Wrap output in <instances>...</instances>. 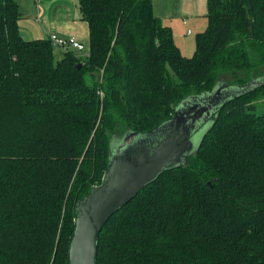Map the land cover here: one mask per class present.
<instances>
[{"label":"trees","instance_id":"obj_1","mask_svg":"<svg viewBox=\"0 0 264 264\" xmlns=\"http://www.w3.org/2000/svg\"><path fill=\"white\" fill-rule=\"evenodd\" d=\"M206 1L186 56L154 0H78L89 53L56 59L50 38L23 37L19 2L0 0V264H69L77 203L103 183L114 137L258 78L186 164L109 219L97 264H264V0Z\"/></svg>","mask_w":264,"mask_h":264},{"label":"water","instance_id":"obj_2","mask_svg":"<svg viewBox=\"0 0 264 264\" xmlns=\"http://www.w3.org/2000/svg\"><path fill=\"white\" fill-rule=\"evenodd\" d=\"M260 79H252L245 88L220 81L212 90L184 99L158 127L114 137L103 183L77 203L69 264H97L99 237L109 219L163 172L186 164L213 126L217 111L254 83L261 84ZM154 132H162V138L148 142L145 134Z\"/></svg>","mask_w":264,"mask_h":264},{"label":"crops","instance_id":"obj_3","mask_svg":"<svg viewBox=\"0 0 264 264\" xmlns=\"http://www.w3.org/2000/svg\"><path fill=\"white\" fill-rule=\"evenodd\" d=\"M17 1L22 13L20 29L25 39L49 38L51 33L56 32L62 36L74 35L83 43H89L88 24L82 18L78 0ZM186 20L183 19L184 24ZM73 51L79 53L77 50ZM63 54L64 51L59 55Z\"/></svg>","mask_w":264,"mask_h":264},{"label":"rangeland","instance_id":"obj_4","mask_svg":"<svg viewBox=\"0 0 264 264\" xmlns=\"http://www.w3.org/2000/svg\"><path fill=\"white\" fill-rule=\"evenodd\" d=\"M154 10L162 19V22L172 28L175 41L182 53H185L184 55L186 56H192L196 48V36L198 33L202 32L208 24L207 1L154 0ZM183 19H187L186 24L183 23ZM189 30H191L190 34L188 33ZM58 52L59 53H55L56 59H60L62 55L59 54L63 51L59 49ZM80 53L81 52L78 54L80 55ZM241 76L242 73H234L227 75L226 78L232 80Z\"/></svg>","mask_w":264,"mask_h":264},{"label":"built area","instance_id":"obj_5","mask_svg":"<svg viewBox=\"0 0 264 264\" xmlns=\"http://www.w3.org/2000/svg\"><path fill=\"white\" fill-rule=\"evenodd\" d=\"M188 33H191V30H189ZM49 38L53 43L55 51L62 49L64 52L69 50H77L84 55L89 53L86 44L78 39L77 36H62L56 32H53L49 35Z\"/></svg>","mask_w":264,"mask_h":264},{"label":"flooded vegetation","instance_id":"obj_6","mask_svg":"<svg viewBox=\"0 0 264 264\" xmlns=\"http://www.w3.org/2000/svg\"><path fill=\"white\" fill-rule=\"evenodd\" d=\"M203 125H204V123L201 124V125H199L198 126V129H200ZM164 130H165V128L162 129V132H164ZM162 132H159V133L154 132V133H151V134H145V137L147 138L148 142H150V140H152V139L153 140L154 139L158 140V139H161L162 138V136H161Z\"/></svg>","mask_w":264,"mask_h":264}]
</instances>
